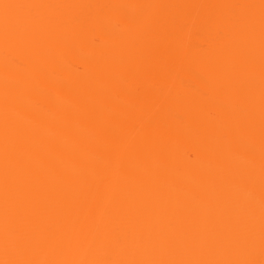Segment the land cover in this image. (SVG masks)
<instances>
[{
  "label": "bare ground",
  "instance_id": "6f19581e",
  "mask_svg": "<svg viewBox=\"0 0 264 264\" xmlns=\"http://www.w3.org/2000/svg\"><path fill=\"white\" fill-rule=\"evenodd\" d=\"M0 264H264V0H0Z\"/></svg>",
  "mask_w": 264,
  "mask_h": 264
}]
</instances>
